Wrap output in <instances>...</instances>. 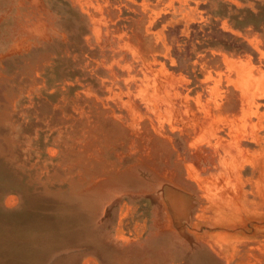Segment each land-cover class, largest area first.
Listing matches in <instances>:
<instances>
[{"label": "rangeland", "instance_id": "rangeland-1", "mask_svg": "<svg viewBox=\"0 0 264 264\" xmlns=\"http://www.w3.org/2000/svg\"><path fill=\"white\" fill-rule=\"evenodd\" d=\"M0 209L14 264H264V0H0Z\"/></svg>", "mask_w": 264, "mask_h": 264}, {"label": "trees", "instance_id": "trees-1", "mask_svg": "<svg viewBox=\"0 0 264 264\" xmlns=\"http://www.w3.org/2000/svg\"><path fill=\"white\" fill-rule=\"evenodd\" d=\"M33 214L38 217L49 218L54 214V210L49 206L44 207V208H39V209L36 208L33 210ZM4 216H7V214L0 209V219H2V217L5 218ZM15 243H16V240H14V238H7L5 240V244L3 245V247L0 248V260L3 261L5 264H14L15 262V254H14L15 253V247H14ZM71 247L77 250L81 248L82 246H77L74 244ZM65 249L66 247H60L50 252L47 256L45 263L53 259L55 256L61 257L63 255L61 253H63ZM210 253L212 257L217 259V257L212 252ZM60 263H61V260H60ZM74 264H76V262ZM77 264H81V262H78Z\"/></svg>", "mask_w": 264, "mask_h": 264}, {"label": "crops", "instance_id": "crops-1", "mask_svg": "<svg viewBox=\"0 0 264 264\" xmlns=\"http://www.w3.org/2000/svg\"><path fill=\"white\" fill-rule=\"evenodd\" d=\"M210 233L211 232H208V230L199 233L198 240L204 244H208L209 246H212L214 243V238H213V236H211ZM216 255H217V257H219V259H224L223 255H220L218 253H216Z\"/></svg>", "mask_w": 264, "mask_h": 264}]
</instances>
